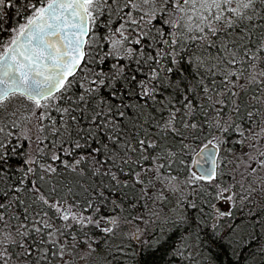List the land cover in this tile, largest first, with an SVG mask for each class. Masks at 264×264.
<instances>
[{
    "label": "snow or ice",
    "instance_id": "1",
    "mask_svg": "<svg viewBox=\"0 0 264 264\" xmlns=\"http://www.w3.org/2000/svg\"><path fill=\"white\" fill-rule=\"evenodd\" d=\"M16 3L19 0H0V9ZM17 15L23 22L7 29V42L0 39V264H72L98 251L101 242L86 231L90 226L106 239L116 235L121 221L85 216L93 203L84 207L75 199L73 184L62 179L68 172L83 175L80 166L88 159L80 155L69 162L62 155L73 156L101 132L113 150L107 160L95 161L100 167L92 175L102 174L121 190L132 187L135 192L139 186L138 201H145L154 218L151 224L143 214L135 218L145 225L165 217V223L171 219L177 228L187 225L188 234L194 219L182 213L168 218L165 207L166 193L182 194V183L215 187L217 199L239 201L242 207L258 202L264 210V0H23ZM2 20L0 15V31ZM254 29H259L258 37ZM109 60L114 61L111 75L102 67ZM125 60L127 68L121 63ZM121 77L145 104L174 88L182 92L180 106L170 103L158 117L149 114L143 123L137 119L131 131H125L120 120L127 113L122 109L130 105L112 103L121 92L112 82ZM153 120L163 141L169 136L181 141L203 137L194 161L199 174L188 173L183 152L153 138L145 128ZM65 135L68 139L61 141ZM233 136L239 137L235 143L252 149L241 153L242 160L229 156L232 149L225 150ZM49 144L55 150L50 157ZM187 148L181 143L182 150ZM98 152L92 148L89 157ZM21 156L23 163L17 164L14 158ZM178 164L185 167L183 181ZM14 167L20 173L15 181ZM125 167L131 184L121 182ZM224 168L234 174L238 190L220 185ZM148 187L156 191L155 197ZM65 191L67 196H60ZM249 212L253 226L264 229L260 213ZM219 215H231V210ZM156 243L141 247L136 264H157L155 255L164 241ZM181 243L183 248L172 249L173 259L198 264L194 242ZM110 249L105 264H120L124 245ZM260 252L264 255V245Z\"/></svg>",
    "mask_w": 264,
    "mask_h": 264
},
{
    "label": "trees",
    "instance_id": "2",
    "mask_svg": "<svg viewBox=\"0 0 264 264\" xmlns=\"http://www.w3.org/2000/svg\"><path fill=\"white\" fill-rule=\"evenodd\" d=\"M15 3V0H14ZM23 4V0H19V3H16V6L13 8H5L0 9V15L3 16L2 26L3 31H0V39L7 42L9 38V31L7 29L12 28L17 25V23H22V17L17 15V11L21 9ZM101 34L104 29H99ZM254 34L256 37L260 35L259 29H254ZM255 41L253 40V43ZM105 50H107V46H105ZM114 63V61L109 60L107 63L102 65L105 72L111 75L109 72L110 65ZM128 67V61H121ZM133 69L136 67L133 63L131 66ZM147 68H145V72ZM130 74V73H129ZM138 78H142L139 73H136ZM115 86L121 88V92L117 94V97L112 103L120 104L121 100L124 104L130 105L127 109H122L126 111L127 115L120 120L121 127L124 128L125 131H131L133 127V122L137 119L140 120L141 123L147 121L149 118V114L153 116H159L161 114V109L166 108L170 103L175 104L176 107L180 106L182 100V92H178L176 89H168L167 91L157 95V102H153L152 100H148L147 103L143 100H140L136 95L132 94L130 90L129 84H127L124 79L121 77L116 81L112 82ZM73 91H75V86H73ZM110 89L105 90V96H107V92ZM124 93H127L126 95ZM198 99V98H197ZM156 108V109H155ZM141 109L143 110V114L141 115ZM160 110V111H159ZM115 111V109H114ZM55 115V114H54ZM165 118H167V111L164 112ZM119 120L120 118L117 117ZM156 121L153 120L151 125L145 124V128L153 134V138L160 140L163 146L164 143H167L169 148L172 151L181 154L183 152V157L185 159V164L187 165L188 173L191 174V160L192 156L201 148L203 145L200 141L203 137L197 139H188L185 141H181L179 137L169 136L167 141H163L161 139L160 133L157 132L154 127ZM177 126L180 127L179 120H177ZM137 128L140 127V124L136 125ZM75 127V126H74ZM68 136L65 135L61 138V141L67 140ZM75 132H73L72 144L74 146L75 143ZM139 139V137H137ZM239 139L237 136H233L232 139L225 145V150L232 149V152H229V156H232L236 160H242L243 157L241 153L250 150V148H246L244 145H240L235 143V140ZM83 144V140H81ZM181 143H187V150L181 149ZM108 145V148H105V145ZM64 147H68V145H64ZM28 144L25 143V150L27 151ZM92 148H99L100 152L92 153V156L89 157V153ZM29 150V149H28ZM112 142L107 138L103 132L96 134L94 137H90L88 139V145L77 149L73 156H63L62 159H67L69 162H72L74 159H79L80 155H84L88 157L85 161H82L81 168L84 169L83 175L74 174L68 172L66 175H63V181L73 184V192L75 193V199L79 200L84 207H86V202L91 201L93 203V208L87 211H84L85 216L94 215L96 218L100 216L103 217H117L118 220L121 221L119 227L123 226L125 228L126 224L136 223L138 221L135 218L141 214L144 215L145 220L150 219V224L153 217H151L148 209L144 207L145 201L139 200V186H136V191L133 192L132 187L124 188L121 190L119 187H113L109 183V179L105 178L102 174L100 175H92V173L96 172L97 168L100 165L95 164L96 160L104 161L109 158V153L112 152ZM53 149H51V145L49 144L48 156L50 157L53 154ZM151 151V150H150ZM17 164L23 163L24 157H16L14 158ZM180 159L178 155L177 160ZM50 162V161H45ZM151 161L145 162V164H150ZM120 164V161L117 160V165ZM57 166L59 168L60 173H64V169L62 165L57 162ZM105 167H110L109 165H105ZM115 170V169H113ZM139 170V169H136ZM176 171L181 173L180 179L183 181L185 176L183 175L185 171V167L183 165H177ZM13 172L15 175L13 176V181L20 177V173L16 171L15 167L13 168ZM121 177V182L123 183L125 180H128L131 184L132 177L128 174V169L125 167L124 172L119 174ZM227 175V174H226ZM60 178V177H58ZM147 179V177H146ZM230 180V174L227 175L226 178L222 181ZM30 187V185H29ZM47 185L44 186L45 194L48 195ZM147 187V186H146ZM182 194L181 192H168L169 200L167 201L165 207L168 209L167 217L172 219H177L179 215L182 213L186 217H190L194 219L192 223V227L188 229V234L185 235V228L187 225L180 226L177 228L172 222L171 219L165 223V217H161L159 223L151 225L149 228L148 225H145L143 222L139 223L140 226H147L146 229L147 234L152 233L159 235L162 239L160 241H164L163 247L160 248L158 252H156L155 259L157 264H183L179 258L173 259V248H182L181 240L187 238H195L198 243V249L202 253H207L209 255L208 258L202 259L198 264H264V255L260 252V247L264 245V229L260 227H255L254 221L251 219L249 210L253 214L260 213V217L264 213V210L260 209L258 205L250 208L248 206L246 208V212H242L241 221L243 222V230L238 233V238L235 240L236 244L231 246L229 244V233L227 231H222L219 226H215L211 223V214L210 207L213 202V197L210 192L207 193L204 187H199L196 184L182 186ZM148 190L152 193L153 197L156 195V191L148 187ZM103 193V196H101ZM127 193V195H125ZM55 196V194H53ZM60 196H67V192L60 193ZM59 198V197H56ZM69 201L72 200V197H68ZM180 201V203H178ZM194 203L196 205L195 209L190 207L189 205ZM116 205H119L118 207ZM135 205V207H133ZM99 207L101 211L99 213L96 212V208ZM153 207L149 203V208ZM22 211L21 209H18ZM157 210V209H154ZM240 219V218H239ZM57 223H60L57 221ZM197 224L199 225L197 227ZM90 233L91 236L95 238L96 241L101 242L99 244L98 251L108 252L110 249L105 242L104 233L100 231L99 228H96L94 225L90 226L86 229ZM198 234V235H197ZM170 237V238H169ZM158 246L157 243L154 247ZM107 250V251H106ZM140 250L137 252H131L127 255H123L119 257L120 264H136V262L140 259L137 255ZM93 254V257L96 256ZM179 261V262H177ZM95 264H105V262H95Z\"/></svg>",
    "mask_w": 264,
    "mask_h": 264
},
{
    "label": "rangeland",
    "instance_id": "3",
    "mask_svg": "<svg viewBox=\"0 0 264 264\" xmlns=\"http://www.w3.org/2000/svg\"><path fill=\"white\" fill-rule=\"evenodd\" d=\"M27 143V142H25ZM29 149V150H28ZM27 151H31V147L28 145ZM249 152L252 151V149L248 150ZM191 172H193L192 168H191ZM223 175L220 177L219 179V183L222 187H231L234 190H238L239 185H233L232 183V176L234 175L232 172L229 171L228 168H224L223 169ZM229 176L230 174V180H226L222 181L224 179V177L226 178L227 175ZM237 179H239V173H235ZM262 176H264V173H261ZM252 179H257L255 176L252 177ZM182 186H184V184L182 183L180 185V187L182 188ZM259 182L257 180V187H259ZM205 190L208 192H210L212 194L213 197V202L211 204L210 207V214H211V223L215 226H219L220 229L222 231H227V234L229 233V244L232 246H234L236 244V239L238 238V233L243 230V222L241 221V214L242 212H246L248 210H246V208L250 205V208L255 205H258V202H254V203H248L247 207H242L239 201H236L235 204H233L231 201H225L222 199H217V189L215 187H211L208 185L204 186ZM247 203V202H246ZM259 207V206H258ZM231 210V215H225V216H220L219 214L221 212L223 213H228ZM263 216L262 218H264V213L261 215ZM240 218V219H239ZM150 221V219L148 220ZM138 222V224L136 225V223H130V224H126L125 228L118 227V230L116 231V235L115 236H109L106 239L105 242L107 243L108 248L110 249V245L112 246V248H114L116 245L119 244H123L125 247V254L127 255L131 252H137L138 250L141 249L142 246H147V244L149 243H153V246H155L157 240H161L162 238L155 234L154 236L152 235V233L147 234L146 231H144L145 229H147L148 227L145 226H140ZM142 224V223H141ZM103 226H107L106 224H102ZM137 227H139V229L141 231H137ZM149 228L152 229V227L149 226ZM139 236L143 241L144 244L141 245L140 243L137 242V240L134 238V235ZM194 242V245L197 247L198 249V243L195 240V238H186L184 243L186 244H192ZM184 245H182L183 248ZM111 250V249H110ZM109 252V251H108ZM108 252H100L97 251V255L96 256H92L90 258H88L87 260H83V261H72V264H95V262H105V256L108 254ZM82 255V254H81ZM197 256H198V262H200L202 259L208 258L209 255H207V253H202L199 249L197 251ZM179 262V261H177Z\"/></svg>",
    "mask_w": 264,
    "mask_h": 264
},
{
    "label": "water",
    "instance_id": "4",
    "mask_svg": "<svg viewBox=\"0 0 264 264\" xmlns=\"http://www.w3.org/2000/svg\"><path fill=\"white\" fill-rule=\"evenodd\" d=\"M197 159V152L192 156V160H191V167L192 170L195 171L197 174H199L200 169L197 168L194 164V161ZM208 167H211V163L209 162Z\"/></svg>",
    "mask_w": 264,
    "mask_h": 264
},
{
    "label": "bare ground",
    "instance_id": "5",
    "mask_svg": "<svg viewBox=\"0 0 264 264\" xmlns=\"http://www.w3.org/2000/svg\"><path fill=\"white\" fill-rule=\"evenodd\" d=\"M156 109V108H155ZM160 111V110H159ZM169 141V140H168ZM168 143V142H167ZM151 244H153V243H151ZM105 251V250H104ZM107 251V250H106Z\"/></svg>",
    "mask_w": 264,
    "mask_h": 264
}]
</instances>
